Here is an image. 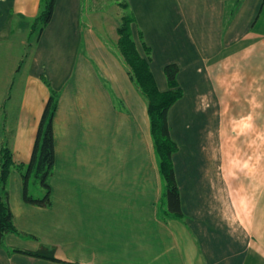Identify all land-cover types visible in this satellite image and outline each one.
<instances>
[{"label": "crops", "instance_id": "0c3cea01", "mask_svg": "<svg viewBox=\"0 0 264 264\" xmlns=\"http://www.w3.org/2000/svg\"><path fill=\"white\" fill-rule=\"evenodd\" d=\"M112 1L105 13L98 0H55L38 33L41 0H0V148L15 164L58 94L51 203H25L11 169L19 234L5 236L0 264H264V0H240L231 17L235 0ZM129 6L159 90L164 65L178 66L167 122L180 215L163 213L146 102L116 45ZM41 245L58 261L9 251Z\"/></svg>", "mask_w": 264, "mask_h": 264}, {"label": "trees", "instance_id": "16d2710c", "mask_svg": "<svg viewBox=\"0 0 264 264\" xmlns=\"http://www.w3.org/2000/svg\"><path fill=\"white\" fill-rule=\"evenodd\" d=\"M55 0H41L40 10L31 22V29L38 33L50 20ZM229 5L228 17L234 13L240 0ZM230 1L227 2L229 4ZM123 4V3H122ZM133 18L123 14L117 26V49L127 67L129 77L137 87L147 106L150 135L157 159L158 169L164 181V214H181L179 190L175 180L172 154L177 144L170 136L167 122V112L171 105L182 96V90L176 81L178 66L176 63L164 65V74L168 88L159 90L149 68V48L140 40L144 54L138 50L131 31ZM57 91L50 89L42 110L35 139L29 160L26 163L15 164L7 146L0 148V247H5V236L8 233H17L12 220V212L8 202L7 181L13 167L19 170L22 179V200L25 203L39 206H48L51 203V188L49 177L54 165V141L52 120L57 107ZM34 179L42 187V196H34L29 190V182ZM33 181V182H34ZM10 252L22 253L37 258L58 261L54 256V248L41 245L36 250L17 247L9 249Z\"/></svg>", "mask_w": 264, "mask_h": 264}, {"label": "rangeland", "instance_id": "374dc122", "mask_svg": "<svg viewBox=\"0 0 264 264\" xmlns=\"http://www.w3.org/2000/svg\"><path fill=\"white\" fill-rule=\"evenodd\" d=\"M112 3H113L112 0H98L97 6L101 5L102 8H104V7H107V6L110 5V7H112V5H111ZM104 10H105V13L110 11L109 9H105V8H104ZM122 10H123V12H122L123 14H128V15L130 14V16H131V12L130 11L133 12V10L131 9L130 6H129V9H126V8L122 7ZM84 18L85 17L83 16V19ZM20 34L22 36H24V38H26V37L28 38L27 47H29L32 44V42H33V39L35 37V33H30V27L29 28L27 27V28L22 29ZM117 39H118V34H117ZM13 53H16L18 56H21L24 53V48L18 46L17 48L12 49V53L11 54H13ZM261 126H263V129H264V120L263 119H261ZM33 181H34V179H31L30 182H29V190H30V192L35 197L36 196H39V197L42 196V190H41L42 187L40 186V184L38 182H35V181L33 182Z\"/></svg>", "mask_w": 264, "mask_h": 264}]
</instances>
